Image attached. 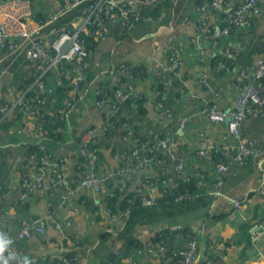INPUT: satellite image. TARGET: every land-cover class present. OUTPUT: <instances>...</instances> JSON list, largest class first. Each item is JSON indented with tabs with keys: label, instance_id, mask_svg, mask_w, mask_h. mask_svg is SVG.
I'll return each mask as SVG.
<instances>
[{
	"label": "crops",
	"instance_id": "crops-1",
	"mask_svg": "<svg viewBox=\"0 0 264 264\" xmlns=\"http://www.w3.org/2000/svg\"><path fill=\"white\" fill-rule=\"evenodd\" d=\"M65 2L66 0L38 2L34 5L38 20L34 22L37 25H45L44 31L47 34L63 28L75 17L74 12H62ZM194 9L195 0H178L173 12L163 22L143 23L126 38L109 37L100 42L93 56L94 62L98 63V68L92 71L88 81L76 94L74 108L64 126V138L68 146L75 142V135L82 133L80 122L82 109L89 107L92 113H98L93 107L96 102L94 82L97 74L108 82L111 70L125 63L135 67L143 66L146 69L145 77H140L136 87L145 99L144 105H148L146 109L150 128L156 135H165L173 128L174 123V120H167L163 113L157 110L159 92H163L167 110L179 117L191 118L184 131L176 128L172 130L179 149L186 154L184 171L190 177H198L204 169L205 173L208 168L213 170L208 161L204 162L197 156L200 130H207L211 141L222 146L236 144V140L226 125L213 124L200 116V113L212 103L216 104L219 110L228 112L238 100L239 93L234 76L236 67L240 66L232 62H228L230 65H223L215 52L220 55L225 50L231 52V48H239V44L223 36H221L223 40L221 44L210 43L207 39L208 29L201 28L199 21L194 17ZM41 14L45 16L42 17ZM186 19L191 20L190 25L184 23ZM213 24L216 28L222 26L220 13L215 14ZM251 32L249 39L253 41L250 46L257 42L258 36L264 35V18L251 29ZM179 45L182 46L181 60L184 65L182 77L186 83L182 91H180L179 83L174 81L175 84H172V75L169 72L170 58ZM3 51L0 52V68H2L0 76L4 74L19 76V80L10 88L0 81V112H4L7 116L15 113V106L22 93L19 85L23 83L21 82L23 79H28L30 72H27L29 69L27 62L22 59L17 63L18 68L12 69L15 62L9 60L8 64L9 54ZM206 53H209L211 57L208 58ZM203 58L206 59L205 62L202 61ZM262 59H264V53L253 55L252 65ZM157 62L164 66L157 67ZM215 62H218L215 66L216 72L213 68ZM203 66L212 72L209 79L213 83L210 88L199 83ZM129 114L132 116L131 113ZM20 121L23 123L22 117ZM20 121L16 116V121H13L8 128L9 123L5 128L0 127V227L7 230L12 237H16L32 224V219H47L53 212L56 219L64 225V235L51 221H46L44 234L33 231L28 239L13 245L16 258L11 260L10 264H22L25 256L30 258L31 264H102L111 255L113 244L121 248L124 253L122 258H118L119 264H166L167 262H163L156 254L147 250V244L166 229H190L197 237H202V240L212 241L210 247L212 253L217 251L221 253L225 241L237 234V225L240 221H216L212 216L230 214L232 201L238 198L243 199L242 210H239L241 215L256 225L264 221V194L259 193L264 188L261 184L264 173V121L252 120L245 125L243 136L252 144L254 152L244 167L235 169L224 179L223 196L216 198L208 211L212 214L211 217L207 218L206 210H197L177 217L162 218L141 224L135 228L134 234L141 243L137 249L128 248L123 240H119L120 226L110 231L112 221L107 214L101 212L102 209L99 210L95 203L91 202L93 199L91 190L78 191L72 199L73 203L70 201L54 203V210L50 208L46 198L40 195L31 196L25 203L18 202L22 178L21 159L24 154L19 127L21 126L23 132L30 130V123L24 125ZM97 121L99 125L102 122L100 119ZM44 145L52 154H62L66 157L67 176L74 180L78 175L76 169L78 157L75 149L64 154L61 151L63 144L52 139H44ZM121 153V150L106 152L107 160L113 169L125 164ZM260 164H262V171L259 168ZM207 174H209L207 181L211 182L213 177L210 173ZM103 175V172L97 173L99 177ZM115 188L116 179L112 178L105 196L111 195ZM256 207H258V216L253 219V212L250 210ZM241 221L244 220L241 219ZM123 225L124 222L121 227ZM254 227L250 231V240ZM202 248L205 250V247L202 246ZM258 248L264 251V238L259 241ZM221 262L222 264H264V259L258 255V249L255 246L246 247V244H243L228 248ZM207 264L211 262L208 261Z\"/></svg>",
	"mask_w": 264,
	"mask_h": 264
},
{
	"label": "built area",
	"instance_id": "built-area-1",
	"mask_svg": "<svg viewBox=\"0 0 264 264\" xmlns=\"http://www.w3.org/2000/svg\"><path fill=\"white\" fill-rule=\"evenodd\" d=\"M40 2L45 3L46 0H40ZM175 2L176 0H66L62 12H74L75 17L63 28L47 34L44 31L45 25H37L34 22L36 17L34 6L29 0H0V52L8 51L9 60L15 61L23 58L27 63H30L31 68L40 72L35 82L38 92L29 98H27L26 92L21 93L15 106V109L17 106L20 108L23 124L30 123L31 125L30 132L22 138L24 153L25 145L29 143H37L41 149H44L41 142L35 140L41 135L38 126L41 125L42 128V124L46 123L48 117L54 119L51 121L53 122L51 132L56 138L64 137L62 124L74 108L75 96L81 90L82 85L88 81L92 71L94 72L98 68V63L93 60L95 51L87 47V39L102 41L115 36L118 28L121 32H126L135 29L141 21H164ZM158 6H162L164 9L155 16L153 11ZM216 13H220L222 17V26L218 28L213 24ZM194 17L199 21L201 28L208 29V41L217 45L216 39L218 37L229 36L230 31L237 27L240 30L246 27L251 29L255 21L263 19L264 0H212L208 4L195 7ZM184 23L190 25L191 20L186 19ZM181 53L182 46L179 45L170 58V72L175 71L178 67L181 68L178 72H174L177 80L183 79L184 65L181 60ZM222 53L227 60L230 59L228 62L235 65L236 58L230 51L225 50ZM206 56L211 57L209 53H206ZM205 60V58L202 59L204 62ZM223 65L227 64L223 63ZM156 66L163 67L164 65L157 62ZM51 70H56L57 85H63V76L71 80L68 96L62 106L57 104V98L51 99L54 89L50 88L44 79V76ZM235 71L234 78L239 92L238 100L235 103L239 102V105L228 112H224L212 103L208 104L200 113V116L213 123L226 125L236 140V144L222 146L211 141L207 130H200L201 132L198 134L200 138L197 151L198 158L207 159L214 151H223L230 157V162L218 163L214 167L215 169L210 172V176L214 180L211 189L216 198L223 196L222 187L226 176L232 174L235 169L244 167L254 152L252 144L241 132L246 115L251 114L256 118L264 116V86L260 88L253 86L256 79L264 77V59L258 62L257 69L253 73H248L246 69L241 67H236ZM211 73V70L206 66H203L200 71L199 83L206 88L211 87L209 79ZM97 75L94 82L96 102L93 107L98 113L106 111L108 119L118 114H121L120 119H130L131 115L124 114L122 110L126 107L125 105L131 99L132 94L137 91L134 83L123 80L124 78L131 79L130 71L125 68V65H120L117 69L113 68L108 82L103 80L100 74ZM184 85L186 86V83ZM256 105L259 108H256ZM157 110L161 111L167 120H174L173 128L163 136L156 135L153 129L149 127L150 121L147 116L144 122L145 127H142L141 131L129 130L125 134H121L119 137L122 142L128 144V151L123 154L125 164L120 168L113 169L110 164L103 162L97 153L96 144L108 127H115L112 123L100 129L85 132L81 140V158L79 157V161L76 163L78 176L73 181L68 178L65 167L62 165V159L53 161L47 152L41 158L31 156L27 160L30 164L35 163L40 158L44 167L36 177L34 171L30 173L28 170L26 171L28 179L24 188L26 187L27 192L20 198L27 199L32 193H34L33 195L43 193L55 186L59 188L58 191L61 193L58 203H66L67 201L72 202V198L78 191L88 189L93 195L91 202L95 203L99 210L102 209L101 212L107 214L112 221L110 231L112 232L114 227H121L124 222L123 216L116 212L111 213L105 203V194L112 178L116 179V188L120 187L121 189L125 187V182L128 179L133 181L138 177H144V175L146 179L151 178L148 187V182L143 184L149 191V198L145 201L151 205L159 193L157 190L159 182L156 179V169L152 167L153 159L144 156V154L155 157L156 152L164 151L173 160V167L166 168L164 162L155 159L162 173L170 174L166 182L167 186H173L177 175H188L184 171L186 154L179 149L178 141L172 130L176 128L184 131L191 118H182L167 110L165 99L159 102ZM82 111L84 116H89L92 113L89 107H84ZM126 125L125 122L123 126ZM19 128L20 132L23 133L21 126ZM142 134L146 136L147 141L145 143L137 138L138 135L141 136ZM259 168L262 171V164L259 165ZM99 172L104 173L103 177L97 176ZM74 183H78V186L72 189ZM261 184L264 185V173ZM133 186L136 184L134 183ZM259 193L264 194V188ZM48 202L50 208L54 210L55 204L51 202H55V198L49 199ZM242 207L243 199H234L230 212L242 210ZM46 221L54 222L55 214L51 212L47 219L34 220L33 226L24 229L16 237H10L12 243L9 251L14 253L13 245L18 241L28 239L33 231L44 234ZM57 228H60L59 224H57ZM0 234L6 235L1 229ZM262 238H264V221L259 222L251 233L252 245L258 251H260L258 248L259 241ZM111 250L118 258H122L121 248L116 244H113ZM147 250L165 262V248L163 246L152 241L147 244ZM181 254L183 255V264H191L197 259V242L195 240L188 242ZM259 255L264 259L262 252Z\"/></svg>",
	"mask_w": 264,
	"mask_h": 264
},
{
	"label": "trees",
	"instance_id": "trees-1",
	"mask_svg": "<svg viewBox=\"0 0 264 264\" xmlns=\"http://www.w3.org/2000/svg\"><path fill=\"white\" fill-rule=\"evenodd\" d=\"M33 6L37 5V3H40V0H29ZM212 0H195V7L208 4ZM176 2L173 4L171 10L168 13V16L173 12L174 6ZM164 7L158 6L154 9L153 14L157 16ZM42 17L45 16V14H41ZM167 16V17H168ZM167 19V18H166ZM165 19V20H166ZM38 20V17L36 16V19ZM163 22V21H161ZM258 22L255 21L251 27V29L255 26H257ZM143 23H147L146 21H141L137 25L135 29L132 31H126L121 32L118 28L116 31V35L113 37H117L120 39L126 38L129 35H131L135 30L139 28V26ZM148 23H160V22H148ZM243 29V28H242ZM250 27H246L243 30H240L238 27L231 30L229 33V36H226L230 38L233 42H236L239 44V48H231V54L235 56L236 60L234 61L235 64H238L241 68L246 69L248 73H253L257 69V64H253V55L255 54H263L264 53V35L257 37V42L254 45L250 44L253 40L250 41V34L251 32ZM218 44H221L222 37H218L216 39ZM101 41H96L94 39H87V47L95 51ZM218 54V58H220L219 61L230 65L228 63V60L225 59L226 57L223 55V53L220 55L219 53L215 52V55ZM225 58H224V57ZM218 62H215L214 64V71L216 72V64ZM29 69L27 72H30V76L28 79H23L22 84L19 85L20 90L22 93L26 92L27 98H29L31 95L35 94L37 90L36 88V80L40 75V72L34 70L31 68L30 63H27ZM121 65H125V68L130 71L131 79L124 78L123 80L125 82L134 83L136 86H138V82L140 77H145L146 69L143 66L135 67L130 64L122 63ZM62 66V65H61ZM119 67V66H118ZM118 67H115L117 69ZM181 70L180 67H178L175 71L169 70L172 77V84L174 85L176 81L179 83L180 91H182L184 86V79L177 80L175 78L174 72H178ZM143 71L145 73H143ZM25 76V72L23 73ZM18 76V75H17ZM57 73L56 70L49 71L45 76L44 79L47 81L50 88L54 89V93L51 99L57 98V104L63 105L64 98L68 96V91L70 89L69 85H71V80L67 79L66 77H62L63 85H57L56 81ZM19 79V76H18ZM213 81L211 82V84ZM24 84V85H23ZM253 86L261 87L264 86V77L261 79H256L255 83H253ZM162 89V88H160ZM165 99L163 97V92H159V98L157 99L158 102ZM145 99H143L142 94L137 90L135 93L132 94L131 99L126 103V107H124L123 113H131L132 116L130 119L126 120L124 118L120 119L121 114H118L116 116L111 117L108 119V113L101 112V113H91L89 116H84L83 111H81L80 116V122L82 126V133L75 135V142L72 145H67L66 140L63 136H59L58 138L55 137V135L51 132V126L53 122H51L54 119H51L48 117V120H46V123H43L42 128L41 125L38 126L39 131H41V135L38 136L36 142H41V144L44 146V149H41L39 147V144L37 143H29L28 145H25V153L23 154V157L21 159V168H22V178L20 183V196L18 202L25 203L29 200L31 196H33L34 193L30 194L27 199H21L20 197L27 192L26 187L24 188V185L26 184V180L28 179L27 176V170L29 173L31 171H34L35 177L39 175L40 170L44 167V164L42 163L41 157L44 156V154H47L50 156V159L53 161H57V159H62L63 163L62 165L65 167L66 171V157L60 155H54L52 154L49 149L44 145V139H52L53 141L62 143L63 146L61 148V151L66 154L70 152L73 148L75 149L76 156L80 157V147H81V140L85 134V132L95 129H100L102 127L107 126L109 123H112L115 125V127H108V129L105 131L104 135L101 137V139L96 144L98 155L102 159L103 162H106L110 164V162L107 160L106 152H115L118 149V146L121 147V154H124L125 151H128V144L122 142L120 139L121 134H125L129 130L132 131H141L142 127H145V118L148 116L147 106L144 105ZM256 108H259L256 105ZM130 115V114H129ZM17 120L20 121L22 115L20 112V108L17 106L15 113L9 114L5 116L4 112H0V127H9L10 124L13 123V121ZM69 116H71V113L66 117L65 122L62 124L64 127ZM98 119H100L102 122L99 125ZM264 121V116L256 118L251 114L246 115V119L244 121V124L241 128V132L243 134L244 127L249 121ZM22 123V121H20ZM126 122V126H123V124ZM212 123V122H211ZM23 124V123H22ZM216 124V123H213ZM219 125V124H217ZM222 126V125H220ZM149 127H151V124H149ZM65 130V129H64ZM30 132V130H28ZM244 135V134H243ZM137 138L140 139L142 143H145L146 136L142 134L141 136L138 135ZM77 142V143H76ZM116 142V143H115ZM47 152V153H46ZM31 156H38L35 163H29L27 160ZM144 156L153 159L152 167L156 169V179L159 182L158 185V195H156V198L154 202L149 205L146 203L145 199L149 198V191H147V188L144 187V182L147 183V187L149 183L151 182V178L145 177H138L136 180L130 181L129 179L125 182L124 188H116L111 195H108L105 197V203L107 208L111 213H119L123 216L124 225L123 227H120L119 233V240H123L124 243H126V247L131 249H137L141 246V243L139 240H137L134 236L135 234V228L141 224H147L154 220H160V219H166L168 217L173 218L180 215H183L185 213H191L197 210H206L207 212L210 210L211 205L214 201H216V197L212 193L211 186L209 184L213 183V178L211 182L207 181V174L210 173L211 169L208 168V170L205 173V169L202 170V172L199 174L198 177H190L177 175L175 178L173 186H167L166 182L168 181V178L170 174L165 175L162 173L161 169L158 167V164L156 163L155 159H158L162 162H164V166L166 168H172L173 167V160L166 154L164 151H158L156 152V156L147 155L144 154ZM81 158V157H80ZM200 160L206 162L208 161L209 164H211L212 169H215L214 167L218 163H226L230 162V157L227 156L223 151H214L211 156L207 159L199 158ZM81 160V159H80ZM77 161V162H78ZM78 176V175H77ZM69 178V177H68ZM73 181L72 179H70ZM136 186H133L134 183ZM133 183V184H132ZM78 186V183H74L72 185V189H75ZM59 188L52 187L49 188L47 191L43 193H37L36 195L43 196L46 198L47 203L49 199L55 198V202L58 203V198L61 197V193L58 191ZM73 199V198H72ZM51 202V203H55ZM250 212H253V219H255L258 216V207L253 208L250 210ZM211 213H207V218L211 217ZM213 219L216 221H222V222H234L235 220L240 221L237 225L238 231L237 234L232 238L223 244V249L221 250V253L215 252L212 253L210 250L211 247V240H202V237H197L190 229H179V230H171L166 229L156 235L153 238V242L156 244H159L165 248V262L168 264H183V255L181 254V251L185 249V245L195 240L197 242V259L193 261L191 264H207L208 261L211 262V264H222L221 259L222 257L227 253V249L235 246V245H243L246 244V247H251L252 242L250 240V231L254 227V224H252L250 219H247L244 215H241L240 213H237L236 211L230 212V214H217L212 216ZM37 219V218H36ZM35 219V220H36ZM243 219L244 221H241ZM34 219H32L33 224ZM55 227L57 228V224L60 225V228H57V230L63 234V228L64 225H62L57 219L55 215V221H51ZM30 226H33V225ZM46 224V222H45ZM0 229L5 232V234L10 238L12 237L9 232L3 228L0 227ZM123 231V232H121ZM122 233V234H121ZM203 247H205V250H203ZM203 250V251H202ZM121 252L123 253V250L121 249ZM124 255V253H123ZM67 258V257H65ZM119 259L117 255H114L112 252L109 258L104 262L106 264H119ZM166 263V264H167Z\"/></svg>",
	"mask_w": 264,
	"mask_h": 264
},
{
	"label": "rangeland",
	"instance_id": "rangeland-1",
	"mask_svg": "<svg viewBox=\"0 0 264 264\" xmlns=\"http://www.w3.org/2000/svg\"><path fill=\"white\" fill-rule=\"evenodd\" d=\"M101 50H103L104 48H100ZM3 52H7L8 53V51H6V50H4ZM21 59L22 60H24L23 58H19V59H17V60H15V61H13V60H10L11 62H15L14 63V65H12V69H14V70H16L17 68H18V65H17V63H19L20 61H21ZM8 64H9V57H8ZM7 70V69H6ZM9 71V70H8ZM2 74V68H0V75ZM9 74V73H8ZM19 79H18V76L17 75H3V76H0V81H1V83L3 84V85H5V86H9V88L14 84V83H16L17 81H18ZM239 93V92H238ZM237 105H239V102H237V103H234V105H233V107L230 109V110H232L234 107H236ZM206 117V116H205ZM207 119V118H206ZM209 122H210V120L209 119H207ZM30 122H31V120H29ZM221 125H223L224 126V124H221ZM30 129H31V125H30ZM22 132H23V130H22ZM29 132L28 131H24L23 133H21L22 134V138H24V137H26L27 136V134H28ZM120 149H121V147L120 146H118V149H117V151H120ZM151 174L153 173V172H150ZM263 187H264V185H262ZM236 212L237 213H239V211H237L236 210ZM252 223V222H251ZM252 224H254V223H252ZM264 249V248H263ZM263 254H264V251L263 250H261V249H259ZM260 251H258V255L261 253Z\"/></svg>",
	"mask_w": 264,
	"mask_h": 264
},
{
	"label": "clouds",
	"instance_id": "clouds-1",
	"mask_svg": "<svg viewBox=\"0 0 264 264\" xmlns=\"http://www.w3.org/2000/svg\"><path fill=\"white\" fill-rule=\"evenodd\" d=\"M11 243L8 236L0 234V264H10V261L16 258L15 254L9 251ZM22 264H31L30 258L23 257Z\"/></svg>",
	"mask_w": 264,
	"mask_h": 264
}]
</instances>
